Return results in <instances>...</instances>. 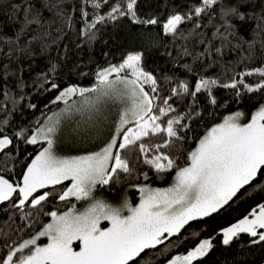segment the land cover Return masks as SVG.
<instances>
[{"label": "snow or ice", "instance_id": "obj_1", "mask_svg": "<svg viewBox=\"0 0 264 264\" xmlns=\"http://www.w3.org/2000/svg\"><path fill=\"white\" fill-rule=\"evenodd\" d=\"M84 4H90L97 13L88 29L80 33L87 37L88 43L96 39V32L92 30L97 29V25L119 17H131L133 23L143 25L159 23L156 18H138V0H84ZM104 5L110 9L107 15L99 14ZM3 6L4 0H0V7ZM66 8L67 0H7L6 17L0 19V113L4 114L0 119V152L13 144V139L4 131V126L9 124L6 118L8 102L17 103L7 87L11 73L9 66L16 65V73L11 74L18 75L23 62H30L37 51L43 54L62 34H66L65 29L72 23ZM88 15L87 11H81L82 17ZM203 15H208L209 19L216 15L221 21L219 25H213L214 38L221 40V47L212 45L215 53L222 54V49L232 44L230 36L239 41L236 47L247 43L238 29L248 21L254 20L256 26L251 31L257 37H264V0H200L189 14L170 15L162 25L163 31L166 35L188 39L178 32V26L186 19ZM194 27L198 29L201 25L197 23ZM53 30L57 35L49 40ZM257 46L264 62V39L254 38L247 43L248 55L245 58L254 59ZM141 61L140 53L128 54L121 63L97 71V85L91 88H61L45 77L48 90L58 91L52 103L63 102L68 107L54 114L55 118L49 116L48 123L36 128L31 136L22 130L15 133L29 145L43 143L46 147L26 165L19 182L12 183L0 175V205H10L21 212L25 208L39 212L52 195L48 190L66 181L70 184L58 193L60 201L75 198L91 202L84 211H78L73 205L62 214L56 211L45 213L51 222L36 235L15 246L4 241L8 250L0 256V264H140L148 256V250L157 249L169 238L179 236L190 222L211 217L230 206L246 186L254 181L258 183L264 176V105L247 123L240 122L243 113L237 111L212 127L190 152L184 167L176 164L174 156L161 152L162 148L178 149L176 141L183 139L180 133L187 126L181 123L185 117L180 115L168 118L163 125L159 122L162 117L176 111L169 100L181 94L195 98L202 90L211 96V88L217 85V80L201 77L192 89L187 82L181 81L178 88L172 89L171 96L163 100L165 106L154 112V97L145 91L143 84L150 83L151 92L157 93V80L142 68ZM185 68L188 72L194 71L187 65ZM50 70L55 71V66H50ZM256 74L262 81L256 87L245 84L243 79L239 81L250 93L264 90V69L258 68ZM244 75L250 76L253 72ZM112 76L115 79H110ZM17 86L23 88L26 85L21 80ZM223 87L235 89L237 83H225ZM77 94L82 98L80 104L69 105V99ZM117 100L125 105L119 114V125L98 151L70 158L56 154L54 145L62 131V116L70 118L78 114L82 122L95 126L103 114V107ZM211 103L215 104L216 100L212 99ZM31 107L35 108V105ZM129 123H134L135 128L125 127ZM161 134L166 137L162 143L144 142L145 138ZM137 150L139 154L134 156ZM138 163L148 165L156 173L175 168V182L163 190L131 184L140 193V201L135 207L127 201L121 207H114L93 198L98 185H119L139 179L135 175ZM140 176L147 179L148 173L141 171ZM125 211L127 215L123 214ZM249 215L251 218L245 216L238 223L221 230L222 244L226 249L241 234L248 235L251 244L264 246V203ZM102 221H107L110 226L101 227ZM41 237L48 241L43 246L37 243ZM77 242L78 250L74 248ZM213 247L212 239H203L193 250L185 255H176L168 264H194L207 257Z\"/></svg>", "mask_w": 264, "mask_h": 264}, {"label": "trees", "instance_id": "obj_2", "mask_svg": "<svg viewBox=\"0 0 264 264\" xmlns=\"http://www.w3.org/2000/svg\"><path fill=\"white\" fill-rule=\"evenodd\" d=\"M199 2L200 0H138L136 6L138 18L141 20L156 18L159 23L143 25L133 23L131 17H119L114 21L97 25V29L92 30L96 32V39L88 43L87 37L81 36L80 33L88 29L97 13L90 4L85 5L84 0H67L66 10L71 16L72 23L71 27L65 29L66 34H62L43 54L37 51L30 62H23L19 66L21 71L18 75L11 74L16 73L17 66H9L11 73L7 87L17 103L13 105L8 102L9 112L6 118L9 124L4 126V131L13 139V144L9 149L0 152V175L12 183L19 182L26 165L45 147L46 144L43 143L29 145L22 136L17 137L15 133L22 130L25 135L31 136L47 117L55 111L57 113L62 107L63 102L52 103L58 91L48 90L47 81L56 82L61 88L96 87L97 71L121 63L128 54L140 53L142 68L153 74L157 80L155 86L158 89L157 93L151 92L150 83L143 85L145 91L154 97V112L158 107L165 106L163 100L171 96L172 89L178 88L181 81L187 82L192 89L201 77L217 80V85L211 88V96L207 95L206 90H202L195 98L183 94L172 97L169 103L176 111L170 112L168 117H162L159 121L163 125L168 118H175L178 115L185 117V120L181 121L187 125L180 133L183 139L176 141L179 148L161 149V152L174 156L179 167L186 166L187 157L196 148L199 140L227 116L239 111L243 113L242 123L249 122L254 112L264 105V90L250 93L239 81L243 79L244 83L251 87H256L262 82L260 76L256 74L258 68L264 69L259 47L257 46L254 59L249 60L245 57L248 55L247 43H251L254 38L264 37H257L256 33L251 31L255 28L256 22L248 21L238 29L239 35L247 43L242 47H236L239 41L230 36L232 44L226 45L222 49V54L215 53L212 45L221 47V40L214 38L213 35L215 32L213 25L221 23L216 15L211 19L208 15L186 19L178 26V32L189 37L188 39L164 33L162 25L170 15L189 14ZM82 10L87 11L89 15L82 17ZM109 10L108 5H104L99 14L107 15ZM7 11V0H4V6L0 7V19L6 17ZM197 23L201 25L198 29L194 27ZM56 35L53 30L49 40ZM185 65L194 71L188 72ZM50 66H55V71H51ZM247 72H253V75H244ZM21 80L26 85L23 88L17 86ZM233 82L237 83V88L223 87V84ZM212 99L216 100L215 104L211 103ZM31 105H35V108ZM3 118L4 114L0 113V119ZM112 122L113 119L110 123ZM69 124L70 122L65 126L66 132L70 131ZM76 133L78 134L70 132L68 136L59 138L58 143L64 146L62 150L65 154L97 147L89 146L95 139L94 136H89L84 130ZM165 138L164 134H161L145 138L144 142L162 143ZM138 154V150L133 153L134 156ZM152 154L154 153L149 155ZM141 171L148 173L147 179L140 176ZM175 172L174 168L168 172L156 173L148 165L138 163L135 175L139 179L101 187L98 191L99 198L117 204L122 195H127L131 202L136 204L139 192L137 188L131 187V184L137 187L144 183L165 187L172 182ZM69 182L49 189L52 195L44 202L39 212L31 208H25L21 212L10 205H0V256L8 250L4 246V241L15 246L42 230L43 226L51 221L50 216L45 213L51 211L61 213L73 205L76 209L85 206V200L77 201L75 198L63 202L59 200L58 193L65 190V185ZM262 189L264 176L258 183L254 181L252 185L246 186V190H242V194H238L234 202H230V206H226L211 217L190 222V225L181 230L179 236L169 238L157 249L148 250V256L141 260L140 264H166L174 256L186 254L194 249L203 239H212L214 247L207 257L195 261L194 264H235L240 261H246L247 264H264V246L251 244L248 235L241 234L227 249L222 244L220 235L222 229L239 222L245 216H250L253 209L264 203ZM39 240L41 243L47 242L46 237Z\"/></svg>", "mask_w": 264, "mask_h": 264}, {"label": "rangeland", "instance_id": "obj_3", "mask_svg": "<svg viewBox=\"0 0 264 264\" xmlns=\"http://www.w3.org/2000/svg\"><path fill=\"white\" fill-rule=\"evenodd\" d=\"M129 78H131V77H129ZM110 79H115V76L114 77H110ZM143 85L146 86L147 83H145ZM78 88H80V87H78ZM88 95L91 96L92 94H88ZM81 100H82V98L77 94L76 96H73V97H71L69 99L68 104L69 105H73V106H78L80 104ZM67 107H68V105H65L63 103L62 104V107L58 110L57 113H61ZM124 107H125V105L123 103H121L119 100H117L115 102H111L110 101L107 105H105L103 107V114H102V116H100V118L96 122L95 126H93L92 124H88V123L82 122L81 119H80V116L78 114L77 115H73L70 118L67 115L62 116L61 117V129H62V131L60 133H58V137H57L56 143L54 145V151L56 152V154L58 156L63 157V158H70V157H73V156L85 155V154H88V153H91V152H94V151H98L99 148L102 147L105 143H107V141L115 133L116 128L119 125V114L122 112V110H123ZM54 114H56V111L53 114H51L50 116H53L54 117ZM234 114L235 113H233L231 115H234ZM254 114H255V112H254ZM112 119H113V122L110 123V121ZM69 122H70L69 128L70 127L71 128H70V131H67L66 132V127L65 126ZM240 122L242 123L241 119H240ZM47 123H48V117L44 120V122L39 127H42V126L46 125ZM125 127H127V128H135V124L134 123H129ZM83 130L85 132H87L89 134V136H92V137L94 136V138H95V139H93V141H91L89 143V146L96 145L97 147L95 146L96 148H90V149H87V150H81V151H79L77 153L68 152V154H65L63 152V150H62L64 148V146H62V145H60L58 143L59 138L61 139L62 136H68V134L70 132H71V134L74 133L76 135V134H78L76 132H78V131L80 132V131H83ZM33 134H35V131L32 133V135ZM45 147H46V145H45ZM174 182H175V176H174L172 182L168 186H165V187H156V186H152V185L147 184V183L141 184L139 186H146V187H149V188H152V189H161V190H163V189H166V188L170 187ZM69 184H70V182H69ZM100 188H101V186L98 185L97 188L95 189V191L93 192V198L94 199L102 200V199L99 198V194H98V191L101 190ZM85 201H86L85 206L82 209H77L78 211H84L85 208L88 207L89 203L91 202V201H87V200H85ZM103 201H105L106 203L111 204L114 207H121L124 204V202L127 201L133 207H135L139 203V201H140V193H139V200H138V202L136 204L132 203L131 200H130V198L127 195H122L121 200L117 204L111 203V201L110 202L109 201H106V200H103ZM68 210H66V211H68ZM64 212H61V213H58V214H62ZM123 214L124 215H127L128 213L125 211ZM249 218H251V217L249 216ZM109 226L110 225L108 224L107 221H102L101 222V227H109ZM47 242L41 243L40 240H38L37 243H38V245L43 246ZM74 248H76L78 250V248H79V243L78 242L76 244H74ZM182 255H185V254H182ZM166 264H168V263H166Z\"/></svg>", "mask_w": 264, "mask_h": 264}]
</instances>
